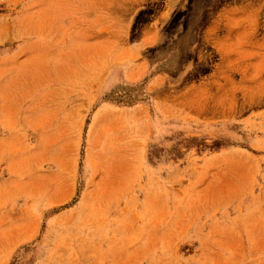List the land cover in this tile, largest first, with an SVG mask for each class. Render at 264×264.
<instances>
[{
	"label": "rangeland",
	"instance_id": "374dc122",
	"mask_svg": "<svg viewBox=\"0 0 264 264\" xmlns=\"http://www.w3.org/2000/svg\"><path fill=\"white\" fill-rule=\"evenodd\" d=\"M0 264H264V0H0Z\"/></svg>",
	"mask_w": 264,
	"mask_h": 264
},
{
	"label": "crops",
	"instance_id": "0c3cea01",
	"mask_svg": "<svg viewBox=\"0 0 264 264\" xmlns=\"http://www.w3.org/2000/svg\"><path fill=\"white\" fill-rule=\"evenodd\" d=\"M10 248V246L4 245V247L2 248V252L3 253H14V251H12Z\"/></svg>",
	"mask_w": 264,
	"mask_h": 264
}]
</instances>
